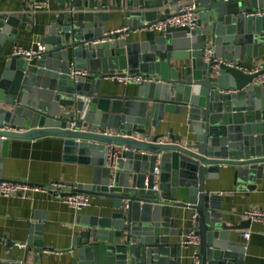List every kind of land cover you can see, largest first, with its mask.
<instances>
[{
	"label": "water",
	"instance_id": "water-1",
	"mask_svg": "<svg viewBox=\"0 0 264 264\" xmlns=\"http://www.w3.org/2000/svg\"><path fill=\"white\" fill-rule=\"evenodd\" d=\"M186 1L64 0L45 26L44 51L31 60L6 58L0 73V182L6 181L2 170L13 140L57 136L66 161L93 167L92 181L50 194L85 193L111 205L104 215L78 216L66 250L42 246L44 224H32L23 259L8 255L0 264H30L32 249L75 253L73 264H182L184 250L192 248L199 264H245L246 246L236 238L251 221L230 224V212L207 182L224 176L238 189L255 190L264 179V85L253 84L264 64L256 74L215 70L203 53L210 47L217 59H264V16L253 15L264 10V0H196L195 30L170 28L150 40L129 41ZM117 17L125 20V30L107 32L104 22ZM22 22L34 25L27 14L0 13V49L15 42ZM121 72L154 82L121 91L112 80ZM174 116L181 134L172 128L156 134ZM190 221L184 234L196 233L199 245L180 241V226Z\"/></svg>",
	"mask_w": 264,
	"mask_h": 264
},
{
	"label": "crops",
	"instance_id": "crops-1",
	"mask_svg": "<svg viewBox=\"0 0 264 264\" xmlns=\"http://www.w3.org/2000/svg\"><path fill=\"white\" fill-rule=\"evenodd\" d=\"M35 0H0V13L14 15L21 18L24 14L34 22L28 25L22 22L15 42L6 41L0 49V73L6 58L12 55L14 48L36 50L41 44L45 26L56 17L64 0H49L48 8L35 10ZM125 20L117 17L104 22L107 32H114L126 28ZM158 33L152 30H142L129 36V41H145L153 39ZM202 38L200 37V40ZM264 59L249 58L240 65L247 69L260 67ZM173 66L190 67L189 61H173ZM121 91H134L137 85L113 86ZM174 122L166 124L160 131L162 134H181L179 118L173 117ZM93 167L66 161L64 159L63 139L57 136H46L34 140H13L9 148V157L4 160L3 178L6 181H23L33 185L50 186L53 183L88 184L92 181ZM207 190L221 197L222 208L230 214L225 218L230 224H241L248 218V210H264V179L255 190L236 187L232 178L227 180L222 176L218 181L207 182ZM91 205L81 211H75L55 196L37 192L30 198L19 196H0V260L13 255V260H22L25 248L18 244H28L32 224H44L40 242L45 248L66 250L71 246L72 236L77 231L75 227L80 215H104L111 202L103 197L91 196ZM107 209V210H106ZM191 219V216H190ZM190 221L180 226L183 242L186 235L184 229L192 225ZM251 233L249 240H244L243 233ZM237 240L246 246L245 264H264V233L263 226L258 222H251L247 229L240 231ZM12 244H15L14 246ZM37 246V245H34ZM182 264H193L194 249L184 250ZM75 253L58 254L57 252L39 251L32 249L30 264H73Z\"/></svg>",
	"mask_w": 264,
	"mask_h": 264
},
{
	"label": "built area",
	"instance_id": "built-area-1",
	"mask_svg": "<svg viewBox=\"0 0 264 264\" xmlns=\"http://www.w3.org/2000/svg\"><path fill=\"white\" fill-rule=\"evenodd\" d=\"M49 0H35L34 8L35 10H43L48 8ZM198 7V3L196 0H189L183 2L179 5V9L177 13L165 21H161L153 26L150 27V30L160 34L165 33L170 28H187L190 31H193L197 28L198 25V17L195 13V10ZM254 16H264V10H259L253 13ZM125 29H120L111 33H118ZM44 51V47L42 44L38 45L36 50H27L16 47L12 51L13 57H19L26 60H31L35 56L39 55ZM203 59L206 63L214 61V69L220 70L223 67L228 68H238L242 70L244 73L248 74H256L259 73L261 70L260 67H254L252 69L244 68L240 65V63L236 61H230L225 59H217L214 58L213 50L208 47L204 50ZM78 74L82 76H87L88 71H80ZM112 80L117 81L119 84L123 85H142L144 83H151L154 82V79L151 77H146L140 73H130V72H121L117 73L115 76L112 77ZM254 85H264V73L260 75L253 83ZM72 127H74L75 123L72 122ZM154 174L156 176V180L153 186V190L157 191L159 189V178H160V170L159 168H155ZM77 184H65V183H53L50 187H41L37 185L30 184L28 182L23 181H2L0 182V196L3 197H11V196H19L21 198H30L32 194L37 192H43L50 194V191L56 190H66V189H76ZM61 192V191H59ZM59 198L63 203H65L68 207L72 208L75 211H81L91 205V195L85 193H79L75 195H69L66 197H56ZM245 216L251 222H258L261 223L263 226V233H264V210H248L245 212ZM247 219V220H248ZM244 240H249L251 233L245 231L243 233ZM184 244L188 245H199L200 238L199 236L191 232L189 235L185 237L183 240ZM19 247H25L24 244H18ZM193 264H199L200 258L198 255V250L194 249L193 253Z\"/></svg>",
	"mask_w": 264,
	"mask_h": 264
}]
</instances>
